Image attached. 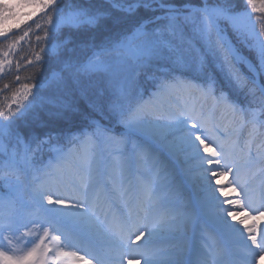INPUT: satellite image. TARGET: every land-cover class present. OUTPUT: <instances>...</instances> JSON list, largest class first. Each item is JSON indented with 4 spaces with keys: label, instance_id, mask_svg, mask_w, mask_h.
I'll list each match as a JSON object with an SVG mask.
<instances>
[{
    "label": "snow or ice",
    "instance_id": "1",
    "mask_svg": "<svg viewBox=\"0 0 264 264\" xmlns=\"http://www.w3.org/2000/svg\"><path fill=\"white\" fill-rule=\"evenodd\" d=\"M245 4L241 10L235 0L0 3V38L11 40L9 51L32 27L27 21L28 30L20 24L2 27L21 15L17 9L43 13L51 26L43 30L45 41L49 32L56 40L68 29L63 41L49 48L45 80L23 84V91L0 107V181L14 192H31L27 201L11 197L7 210L0 211V264L264 260V229L244 219L233 223L236 211L224 207L233 201L218 200V192L228 194L216 188L221 182L212 167L235 170L234 183L241 184L244 196L234 203L241 209L249 195L242 169L254 166L264 190V140L256 154L251 151L264 130V0ZM252 13L261 16L259 31ZM26 15L31 19L36 12ZM41 59L37 54L36 60ZM5 64L12 61L0 59V72ZM142 81L150 83L149 90ZM45 89L49 94H43ZM177 96L185 103L173 104ZM204 104L233 117L222 133L226 140L217 143L220 151L211 147L215 125L206 127ZM49 122L64 126L43 134L21 129V123L43 128ZM233 131H246L249 137L239 161L232 153ZM180 167L189 176L200 169L208 193L191 205L183 201L182 191L163 183ZM68 183L73 195L65 191ZM256 211L253 219L264 220V211ZM189 232L199 234L198 244L178 240ZM21 236L33 238L19 247ZM103 241L109 242L107 250Z\"/></svg>",
    "mask_w": 264,
    "mask_h": 264
},
{
    "label": "trees",
    "instance_id": "2",
    "mask_svg": "<svg viewBox=\"0 0 264 264\" xmlns=\"http://www.w3.org/2000/svg\"><path fill=\"white\" fill-rule=\"evenodd\" d=\"M21 0H0V3H8V4H16L20 3ZM67 3V0H65ZM237 7L243 10L246 7L245 0H235ZM17 12L21 13V15L16 17V23L14 24L16 28L17 24H20L21 28L24 30H28L25 25V21L27 24L32 25L30 35L26 37L23 41H20L14 48L9 51V43L11 40H5L0 38V53L8 52V55L5 57L0 55V59L11 60L12 64L9 66L7 64L4 65V71L0 72V107H4L7 104L12 102L13 93L22 92V85L25 83H40L45 80L49 66V48L52 44H57L63 41L64 37L68 34V29H62L61 33L57 37L56 40L52 39L51 32H49V40H43V30L44 28H51L50 25H47L46 21L42 18L43 13L35 19H29L26 15L27 13L38 12L39 10H34L32 8H22L17 9ZM253 18V27L259 31L261 25V16L259 13H252ZM55 19V17H54ZM39 22L41 24V29L35 28V23ZM115 31V29H114ZM22 34V33H21ZM40 35L42 39L40 41L36 40V36ZM44 48L45 51L41 52L40 49ZM241 51L245 54H249L252 57V53L248 52L247 49L241 47ZM39 54L42 59L40 61L36 60V56ZM31 61V63H29ZM243 70V69H242ZM19 77V80L16 77ZM35 92V89H33ZM45 95L49 94L48 89L44 90ZM31 99V97L29 98ZM27 103V101H24ZM15 108V105H13ZM43 119H47V117L43 116ZM64 125L59 122H49L47 127H35L29 126L24 127L23 123H21V129L25 132V134L34 131L37 134H43L45 132H56ZM0 211L7 210L9 204V199L13 196H16L20 200L27 201L31 195L30 188L24 189L19 192H14L10 189L3 181H0Z\"/></svg>",
    "mask_w": 264,
    "mask_h": 264
},
{
    "label": "bare ground",
    "instance_id": "3",
    "mask_svg": "<svg viewBox=\"0 0 264 264\" xmlns=\"http://www.w3.org/2000/svg\"><path fill=\"white\" fill-rule=\"evenodd\" d=\"M232 120L233 117L231 116V114L229 112H227L226 110H219V112L216 115H213L212 117H206V119H204L205 121V125H209L212 123H218L220 122L222 125L228 126L232 124ZM231 140H239V144L236 147L235 151L233 152V156L239 161L240 156L242 155V150H246L245 146L248 144L249 141V137L247 135V132L244 131L243 134L241 135H235L234 132L231 133ZM264 140V130H261L260 133L257 134V137L253 140L252 144H251V151L253 152V154L257 153V148L259 147L261 141ZM261 149V154L264 155V153H262ZM217 167V166H216ZM180 171H182V173H184V168L180 167L178 168ZM184 175L186 176L187 174L184 173ZM189 176V175H187ZM225 178H227V180H222L221 183L219 185H217L216 188L220 189L223 188V192L227 193V197H225L223 195V193H220V195L218 196V200L219 201H223L225 199H228L230 201H233V204H225L224 207H233L234 210L236 211L237 214V221H233V223H237L239 219H244L246 220V223L248 226H251L253 224H257L259 225V227L261 229L264 228V220H260L257 221L255 219H253V217H255L257 215V211L256 209H259L260 211H264V190H262V183H261V176L260 173L256 170V168L254 166L252 167H247L242 169L241 171V182L245 183L248 187V190H251V195L253 196L252 199H249L248 197L246 199H244L242 201V203L244 204L243 209H241L239 207V205H235V201L240 199L241 197L244 196V192L243 189L241 187V184H237L234 183V181L236 180V173L235 170L233 172H229L224 175ZM190 179L188 180V184L189 185H193L195 188L199 187V178L197 181L193 182V179L197 176V173L195 170L192 171L191 175H190ZM191 186V187H193ZM65 191L68 195H73V191H72V187L70 189L65 188ZM252 200V201H251ZM111 202V201H110ZM108 205V203H107ZM105 210H108V206L104 205ZM248 207H250L252 209V212H254L256 215L253 216L250 214V211L248 210ZM115 213V212H114ZM104 217H101V220H103ZM229 219H231L229 217ZM243 227V226H240ZM246 234V233H245ZM185 239L191 240L193 243L198 244L197 242L193 241V239L191 237L188 236H184V235H178V240L183 241ZM105 250H107L109 248V245H103ZM69 250V249H66ZM80 255H85V253L83 251L80 252ZM89 259H91V257H87ZM93 260V264H94ZM135 264V262H134ZM140 264H143V261H140ZM259 264H264V260H261L259 262Z\"/></svg>",
    "mask_w": 264,
    "mask_h": 264
},
{
    "label": "rangeland",
    "instance_id": "4",
    "mask_svg": "<svg viewBox=\"0 0 264 264\" xmlns=\"http://www.w3.org/2000/svg\"><path fill=\"white\" fill-rule=\"evenodd\" d=\"M16 21H17L16 18L15 19H9L8 21H6L2 25V27H5V28L15 27L14 24L16 23ZM239 47L241 48L243 46H239ZM242 53L244 55H246V56H249V54H245L244 52H242ZM150 87H151L150 83H146V82H143L142 81V88L145 91L149 90ZM184 103H185V99H184L183 96H177L176 99L173 100V104H176V105H182ZM189 103H191V101H189ZM198 111H199V109H198ZM218 112H219L218 110H215L214 108L210 107L209 104H204L203 105V108H202L203 119H206V117H212L213 115H216ZM213 125H215V128H213V132L215 134L212 135V141L210 142L211 143V147L214 148L216 151H220L219 147H217V143L226 140L227 134H222V133H224V130L225 129L230 128V125L225 126V125H222L220 122H218V123L209 124L208 126L206 125V127H213ZM216 129H219V131H216ZM233 132L235 133V135H241V134L244 133V131H233ZM231 141L234 142V146H233V149H232V153H233L240 142H239V140H235V141L234 140H231ZM262 153H264V149L262 150ZM212 167L217 168V171H218V175L214 179H219L220 182L222 180H227V178H225L224 175H219V171H225L226 172V170L219 169L218 166L216 167L215 165H213ZM194 170L196 171L198 177L197 178L195 177L193 179V182L197 181L198 178L201 175L200 169L195 168ZM227 173H229V172H227ZM190 178H191L190 176H187V175L185 176L184 173H182V171H180L179 169H173V170L170 171L167 180L166 181H163V183L165 184V186H167L168 184H172V186L174 188L179 189L180 191H182L183 201L185 203L191 205L194 201H196L199 198L204 197L208 193L203 190V184H202V182L200 180H198V182H199V187L198 188H195L193 185H189L188 184V180ZM71 186L72 185L70 183H68L67 186H66V188L67 189H70ZM191 186H193V187H191ZM0 189H1V187H0ZM219 195H220V193L218 192L217 193V196H219ZM248 198L249 199H252L253 198V196L251 195V190L249 191ZM105 205L108 206L107 204H105ZM113 207L116 210L115 209L113 210ZM248 210L250 211V214L251 215H253V216L256 215L254 212H252V209L250 207H248ZM111 211L112 212H116V214H119V209H117L115 207V205H112ZM109 219H110V217H109ZM208 231H211V230L208 229ZM5 235H7V233H5ZM187 236L188 237H191L193 239V241L199 243V234H197L196 236H193V234L191 232H189V233H187ZM32 238L33 237H27V238H25V237H22L21 236L20 237V241L21 242L18 244V246L19 247H24L25 245H24L23 241L25 239H32ZM14 243H17V242L14 240ZM46 243H49V242L46 241ZM49 255L51 256V253H49ZM94 264H96L95 261H94Z\"/></svg>",
    "mask_w": 264,
    "mask_h": 264
},
{
    "label": "water",
    "instance_id": "5",
    "mask_svg": "<svg viewBox=\"0 0 264 264\" xmlns=\"http://www.w3.org/2000/svg\"><path fill=\"white\" fill-rule=\"evenodd\" d=\"M41 14H42V12L38 11V12L36 13V15L33 16L31 19H35V18H37L38 16H40Z\"/></svg>",
    "mask_w": 264,
    "mask_h": 264
}]
</instances>
